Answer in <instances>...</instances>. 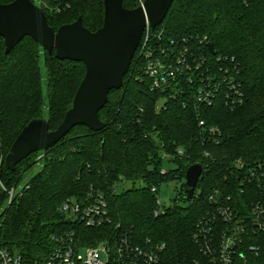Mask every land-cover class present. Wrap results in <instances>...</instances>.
<instances>
[{
    "label": "trees",
    "instance_id": "obj_1",
    "mask_svg": "<svg viewBox=\"0 0 264 264\" xmlns=\"http://www.w3.org/2000/svg\"><path fill=\"white\" fill-rule=\"evenodd\" d=\"M45 1L52 11L42 9L54 30L78 17L91 31L103 24V0ZM122 5L133 9L139 1L123 0ZM55 6L60 10L53 11ZM153 31H162V44L174 41L206 56L220 80L225 73L234 77L241 102L233 108L225 104L224 82L210 104L197 101V79H180L176 92L151 88L138 49L122 86L109 91L98 113L106 124L102 130L76 125L54 146L31 153L14 170L6 166L5 157L22 128L34 118H44L49 130H54L72 106L85 66L58 59L54 50L48 53L30 36L6 53L0 36V182L10 188L40 164L10 203L0 185V245L26 262L45 257L53 235L77 229L80 238H86L81 244L91 246L119 223L138 242L163 244V257L171 264H205L194 233L197 221L216 206L209 200L213 189L220 190V197L230 195L243 210L259 198L252 183L242 185L241 191L244 170L234 161H243L247 168L264 161V0H173ZM208 42L213 44V54ZM209 127H216L219 134ZM165 156L175 167L161 172ZM197 162L203 166L198 195L194 192L186 200L183 181L175 203L155 215L156 194L151 186L184 180L186 168ZM91 190L104 196L111 223L77 227L60 206L67 197L85 196ZM248 242L259 246L264 257V231Z\"/></svg>",
    "mask_w": 264,
    "mask_h": 264
},
{
    "label": "built area",
    "instance_id": "obj_2",
    "mask_svg": "<svg viewBox=\"0 0 264 264\" xmlns=\"http://www.w3.org/2000/svg\"><path fill=\"white\" fill-rule=\"evenodd\" d=\"M36 1L32 2L41 9L52 11L45 0ZM54 10L59 11L60 7L55 6ZM153 30L147 23L137 48L145 60L144 70L151 78V88L176 92L181 88V80L192 82L197 79V101L210 104L224 82L227 85L225 104L233 108L241 102L242 93L234 83V77L225 73L220 80L206 56L195 54L192 47L178 46L174 41L162 44V31L154 33ZM204 40L205 37L201 42ZM162 103L163 100H160L159 105ZM199 123L203 124V121ZM208 130L219 134L216 127H209ZM178 153L182 154L183 150L178 149ZM234 164L244 170L239 182L241 191L244 190L242 185L252 183L260 192L259 198L247 210H243L231 200L230 195L223 193L220 197V190L213 189L209 200L216 202V206L197 221L194 240L205 255V264H264L259 246L248 242L251 236L264 231V161L259 160L248 168L239 159ZM164 171L165 168H162L161 172ZM0 185L5 189L2 182ZM150 190L156 194L153 213L158 215L164 210L160 209L158 187L153 185ZM7 193L10 203L14 188L7 190ZM60 210L77 227L94 228L111 223L107 201L101 193L92 190L85 196L67 198ZM51 240L53 245L47 255L32 262H26L20 254L0 245V264H171L163 257V244L138 242L119 223L114 224L112 230L95 245H82L77 229L53 235ZM258 258L262 262L257 263L255 260Z\"/></svg>",
    "mask_w": 264,
    "mask_h": 264
},
{
    "label": "water",
    "instance_id": "obj_3",
    "mask_svg": "<svg viewBox=\"0 0 264 264\" xmlns=\"http://www.w3.org/2000/svg\"><path fill=\"white\" fill-rule=\"evenodd\" d=\"M122 1L103 0V24L95 31L85 27L81 17L54 30L44 11L31 0L0 3V36L6 53L23 37L30 36L48 53L54 50L58 59L79 61L85 66L72 106L54 130H49L44 118H34L22 128L5 157L10 170L31 153L54 146L76 125L93 131L105 127L98 113L107 103L109 91L122 86L147 23L152 29L158 26L173 2L142 0L139 6L127 9ZM207 47L213 54L212 42ZM202 172L198 162L186 168V200H191Z\"/></svg>",
    "mask_w": 264,
    "mask_h": 264
},
{
    "label": "rangeland",
    "instance_id": "obj_4",
    "mask_svg": "<svg viewBox=\"0 0 264 264\" xmlns=\"http://www.w3.org/2000/svg\"><path fill=\"white\" fill-rule=\"evenodd\" d=\"M33 1L35 3H37L36 0H33ZM138 1H139V4H141L142 0H138ZM41 72H42V89H43V93L46 94V89H45V69H44L43 66H42ZM41 156H42V153H39L38 157H37V160H39V158ZM36 164L37 165H35L32 169L27 170V172L24 174L23 178L20 180L19 183L13 184L10 188L7 185L2 183L3 186L5 187V189L2 186H1V188H3L6 191V193H7V190H9L11 188H14V194H13V197H12L11 201H13V199L15 197L20 195L22 188L25 186L24 183L27 182L28 178L39 168L40 164L39 163H36ZM173 167H175V164L172 163V162H168L166 160V156H165L164 157V168H173ZM183 181H185V178H184V180H181V179L168 180V181L162 182L159 185L158 192H157V197L161 201L160 209L170 207V206H172L175 203L174 199L176 198L177 194L181 191V187H182ZM125 186L128 187L129 184H126ZM117 190L119 191L120 187H118ZM199 191L200 190L198 188L195 190V196L198 195ZM7 195H8V193H7ZM8 197H9V195L6 197V202L7 203H9L8 202ZM69 197H71V196H69ZM69 197H67V198H69ZM177 203H179L181 205L184 204L180 200H177ZM84 239H86V238L85 237L81 238L80 243L84 242ZM83 251L84 250L81 248V252H83Z\"/></svg>",
    "mask_w": 264,
    "mask_h": 264
}]
</instances>
